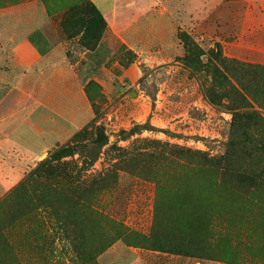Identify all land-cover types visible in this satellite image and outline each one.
I'll list each match as a JSON object with an SVG mask.
<instances>
[{
    "label": "rangeland",
    "instance_id": "rangeland-1",
    "mask_svg": "<svg viewBox=\"0 0 264 264\" xmlns=\"http://www.w3.org/2000/svg\"><path fill=\"white\" fill-rule=\"evenodd\" d=\"M111 1L105 17L94 15L87 0L64 10L69 16L55 38L60 51L43 69L44 83L27 85V96L11 92L0 105V264H122L130 252L142 255L141 264H184L181 257L264 264V205L222 198L221 206L193 214L189 202H175L162 216L163 231L172 249L192 254L184 256L127 246L116 238V221L129 231L149 232L156 197L152 181L119 171L97 189L89 184L113 163L111 144L157 139L217 156L235 115L242 124L249 121L257 136L258 123L246 112L253 109L264 118V73L240 72L226 61L264 66V0ZM216 45L220 54L209 57ZM225 79L238 89L242 84L263 104L254 101L248 109L235 100L229 107L228 96H234ZM35 99L51 108L59 123L53 121L42 139L46 148L28 153L22 122ZM135 124L154 129L119 139L120 131ZM85 128L92 135L99 129L108 143L93 165H83L78 153L63 157L71 174L81 169V176L62 178L49 157ZM258 144L251 169L259 167L257 161L264 166V142ZM258 196L264 204V192ZM76 197L87 199L88 214L65 204ZM211 219L220 231L216 236L207 225Z\"/></svg>",
    "mask_w": 264,
    "mask_h": 264
},
{
    "label": "trees",
    "instance_id": "trees-1",
    "mask_svg": "<svg viewBox=\"0 0 264 264\" xmlns=\"http://www.w3.org/2000/svg\"><path fill=\"white\" fill-rule=\"evenodd\" d=\"M87 2L90 3L94 15L101 14L94 4L89 0ZM220 52L219 46L216 45L214 51L213 49L208 51L209 57H216ZM226 62L229 66L237 67L240 72L252 68L253 74H258L260 71L264 73L263 65L237 62L234 59ZM262 80L264 82V76H262ZM225 82L228 83L230 93L234 96V98L228 96L229 107L233 108L235 100L241 107L248 109L251 108L254 101L263 104L262 101L253 98L242 84L237 82L238 89L227 79ZM211 100L214 102V98ZM246 113L258 123L257 136L248 127V120L242 124L235 115L224 152L217 156L157 139L139 138L128 147L111 144L108 152L112 153L113 163L96 173V177L89 183L91 187L97 189L100 181L107 178L116 179L118 172L123 171L143 180L152 181L155 184L156 196L149 232L129 231L121 222L116 221L115 228L118 233L116 238L127 246L188 256L192 254L172 249L167 244L168 237L163 231L162 216L174 207L175 202L186 200L189 202V210L193 214L206 212V209L211 211L221 206L219 199L222 198L229 199L237 205L241 203L249 207L263 206V201L258 198V195L264 192V166L260 161H257L259 167L251 169L250 164L258 155L256 149L258 142H264V118L253 109ZM87 128L75 136L74 143L60 147L49 157L56 162L62 178L72 176L78 181L81 176V169L79 173H76L77 176L71 174L67 168L68 162L60 161L63 157L78 153L83 165L87 163L93 165L102 152V146L108 143L107 137L99 129L95 128L94 135H92V131ZM144 129L153 130L154 128L147 124H135L130 130H122L117 135L120 137L119 139L126 140L135 133H141ZM262 163L264 164V160ZM111 187L109 186L108 189ZM227 187L228 190H226ZM181 192L182 195H180ZM86 201L87 199L76 197L67 199L65 204L80 208L81 212L88 214L90 207L86 206ZM207 225L214 236L220 233L216 228L215 220H209ZM130 236H134L135 240L129 241Z\"/></svg>",
    "mask_w": 264,
    "mask_h": 264
},
{
    "label": "crops",
    "instance_id": "crops-1",
    "mask_svg": "<svg viewBox=\"0 0 264 264\" xmlns=\"http://www.w3.org/2000/svg\"><path fill=\"white\" fill-rule=\"evenodd\" d=\"M89 1L104 17L112 5L111 0ZM78 3L79 0H0V105L9 99L11 92L18 97L27 96V85L44 83L43 69L51 61V54L60 51L55 38L64 31L61 21L69 16L64 10ZM35 100L29 118L22 122L27 126L23 145L28 153L46 148L42 139L48 138V128L53 121L59 123L58 119L52 118L51 108L40 99ZM141 261V254L130 252L122 264H141ZM180 261L184 264H218L190 257H181ZM170 264H175V260Z\"/></svg>",
    "mask_w": 264,
    "mask_h": 264
}]
</instances>
